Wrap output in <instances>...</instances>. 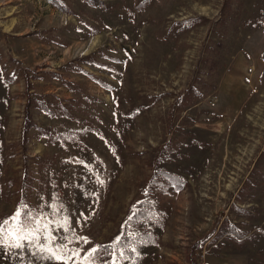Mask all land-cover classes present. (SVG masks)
Wrapping results in <instances>:
<instances>
[{"label": "rangeland", "instance_id": "obj_1", "mask_svg": "<svg viewBox=\"0 0 264 264\" xmlns=\"http://www.w3.org/2000/svg\"><path fill=\"white\" fill-rule=\"evenodd\" d=\"M21 205L96 264H264V0H0V222Z\"/></svg>", "mask_w": 264, "mask_h": 264}, {"label": "snow or ice", "instance_id": "obj_2", "mask_svg": "<svg viewBox=\"0 0 264 264\" xmlns=\"http://www.w3.org/2000/svg\"><path fill=\"white\" fill-rule=\"evenodd\" d=\"M42 220V215L34 214L26 205L18 207L11 217L0 222V249L23 251L27 245L29 249H36L32 255L39 254L38 259L45 264H69L70 261L71 264H96L97 254L101 251L99 247L91 248L81 256V250H69L67 244H58L56 242L58 238L53 235L49 226L51 222L42 223ZM60 227L64 232H68L67 220L61 223ZM60 239L67 240L68 237L64 236ZM82 239L85 244L90 243L87 238ZM120 247L121 239L118 237L111 246L103 249L112 257V264H118V260L125 255L124 252L116 255ZM132 250L135 251V249Z\"/></svg>", "mask_w": 264, "mask_h": 264}, {"label": "trees", "instance_id": "obj_3", "mask_svg": "<svg viewBox=\"0 0 264 264\" xmlns=\"http://www.w3.org/2000/svg\"><path fill=\"white\" fill-rule=\"evenodd\" d=\"M187 22L192 23L191 20H190V21H186L185 23L183 22L182 24H187ZM26 114H27V112H26ZM23 133H24V134L26 133V128L23 129ZM17 209H18V208H17ZM133 218H134V217H133ZM133 218H132V219H133ZM116 240H117V239H116ZM116 240L112 241L111 244H113V242H115Z\"/></svg>", "mask_w": 264, "mask_h": 264}]
</instances>
